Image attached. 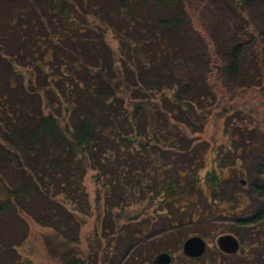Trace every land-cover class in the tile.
<instances>
[{"label":"trees","instance_id":"trees-1","mask_svg":"<svg viewBox=\"0 0 264 264\" xmlns=\"http://www.w3.org/2000/svg\"><path fill=\"white\" fill-rule=\"evenodd\" d=\"M242 2L227 0L235 18L229 39L213 34L195 39L191 11L198 9L190 0H0V228L5 236L13 223L23 226L26 236L31 218L52 229L43 245L62 264H100L102 247L85 261L72 243L83 224L78 216L90 214L83 184L90 168L95 201L102 202L101 226L93 232L106 253L132 250L129 264H144L155 251L171 253L182 240L205 239L220 226L227 229L222 237L234 235L243 249V259L234 264L247 258L242 236L247 229L259 240L263 258L264 207L257 218L209 230L214 213L237 214L248 200L233 208L216 199L227 179L213 169L203 178L205 192L198 187V164L208 150L200 135L220 102H229L227 110L218 111L232 119L229 143L244 145L235 149L242 148L245 157L235 154L231 166L256 158L245 139L253 123L233 125L238 115L232 94H264V26L248 20L242 29L236 10ZM108 31L118 41L116 50L106 41ZM23 62L27 72L17 89L14 77ZM54 66L56 73L47 75ZM33 77L37 83L41 78L39 86ZM203 203L211 204V211ZM116 217L123 222L114 225ZM175 219L186 228L168 237L166 222L174 225ZM190 223L198 224L196 231H189ZM150 235L165 238L146 252L141 248ZM23 240L0 239L4 264L21 263L16 247Z\"/></svg>","mask_w":264,"mask_h":264},{"label":"rangeland","instance_id":"rangeland-1","mask_svg":"<svg viewBox=\"0 0 264 264\" xmlns=\"http://www.w3.org/2000/svg\"><path fill=\"white\" fill-rule=\"evenodd\" d=\"M190 2L194 5L195 8L198 9L197 11L195 10V12L191 11V14L194 18L193 24L195 27L190 32V35L193 38H201L202 35H207L210 39L212 37V34L222 39L230 38L232 25L235 18L232 14H230V7L227 6V0H190ZM242 5L237 6L236 10H238L237 13H241L242 15V18L237 20L240 21L243 30L247 29L245 28V22H248V20H252L256 24L264 26V0H245ZM210 30H212L213 32H210ZM87 35L91 36L90 33H87ZM104 35L110 47L116 50L118 41L114 38L113 34L108 31ZM22 64L24 65H17L18 75H15L14 77V86H16L17 89L21 85L22 77H25L27 72L26 63L23 62ZM216 69L218 70L216 65L211 67V72H213L214 78L217 74ZM50 71L56 73L57 66H54L53 69L48 70L47 75H51ZM38 75H41V73L39 72ZM33 82L35 86H39L41 84V78L38 79L37 83L35 77H33ZM30 86L33 87V84H31ZM25 87L26 85H24V88ZM13 91L11 92V94L15 95ZM164 93L167 97H171L170 90H166ZM232 95H235L236 97L235 99L232 98L231 100H233L232 104L235 107V113H237L238 115L237 117H235L234 123L232 122L233 125H235V123H238L241 126H245L247 124L252 125L253 123L252 127H255L254 129H252V135H247L245 139L248 144H252L256 158L253 161L243 158L242 161H237L233 166H231L233 158L235 159V154L241 157H245V153L243 152L242 148H240L239 151L235 149V146L241 145H231V142L229 143V131L233 126L229 128L227 126L231 124L232 119H228V113H225L222 116L218 114V111H225L228 109L229 102H220V105L214 110L211 115H209L208 120L205 124L204 133L200 135V138L208 144V150L206 152L207 156L204 159L205 162L203 161L202 163L200 161L198 164L200 167V182L198 187L203 191L202 193L205 192L203 178L208 171L213 169L215 173H219V175L221 174L227 179L223 180L222 189L220 190L218 196H216V199L218 198L224 200V206L227 201L229 204H232L231 207L233 208L237 207L238 204L247 202V200L248 202L246 203V206L243 207V210L238 211L237 214L235 212H226L221 216L219 212L215 211L216 213H214L215 216H213V218L216 219V222L207 223L211 224V226H208L207 228L209 230L210 228L214 227V224L223 225L224 222L227 223L226 225H229L234 223L237 219L251 218L253 216H256L257 218L258 212L262 207H264V197L260 196L259 194L264 191V156L260 155V150L264 152V135H262L258 130L259 128H261L264 131V94L261 97L258 95L249 96L247 93L237 91ZM53 112L57 113L56 109L53 110ZM241 147H244V145H242ZM213 159L217 161H213ZM94 173L95 172L89 168L83 178V184L89 196L88 208L90 214L85 217H82L81 215L78 216V221H83V224L79 229V233L76 234L77 240L72 242L73 245H75L73 247L85 254H79L80 258L85 259V261L86 257L94 256L98 250L96 247L100 246L102 247H99L102 250V252H100L99 254V257H101L100 264H129L131 261L129 260L131 255H134V253L136 252L128 250L129 254L125 255L124 250L127 249H121V251H119L120 253L110 251L106 253L108 249H106L105 251L102 246L105 243H103L102 240H99L100 238L94 237L93 231L95 227L99 228L101 226L99 225L98 221L102 213V202L97 203V201H95L96 183L92 177ZM235 178L239 183H235ZM242 180H244L245 183L240 182ZM189 184L190 183H188V185ZM244 193L246 196L240 198V200H237L235 198V196H240ZM39 201L40 200L35 199L34 205H36V202L38 203ZM217 201L218 200H215L214 205L217 203ZM158 205V202H156L155 204L153 202L152 207L157 210L159 208ZM203 205H205L211 211V204L203 203ZM152 207H149L150 212L153 210ZM133 209L135 208L133 207ZM155 214L156 215H154V217L158 216L157 213ZM226 217L227 219H224V221L223 218ZM218 220L222 223H218ZM121 222H123L122 219H117L114 222V225L121 224ZM173 222L174 225H171V222H166L167 233L165 235H167L168 237L170 234L179 236L183 232V229L186 228V225L180 223V221H178L177 219H175V221ZM138 223H145L144 219H140ZM259 225L261 226L260 230L263 231L264 221L260 222ZM196 226H198V224L195 225L193 223H190L187 227L190 228L189 231H191L192 229L193 231H196ZM24 229L25 228L23 226H17L13 223V232L10 233L9 236L6 235V238V232L4 234V227L0 228V239L5 238L7 240L8 237L10 239H19L21 237H24V240L20 242L19 246L16 247V253L20 255L21 259L20 264H62L57 259V257L52 256L46 250L47 248L43 245V241H45L46 238L49 239L53 234L51 228L42 227L31 220V218H28V234L26 236H24ZM202 229H204V227H202ZM216 229L217 230L213 229L209 231L211 232L209 234L210 236L205 237L207 241L206 244L209 248L205 249L204 253L200 255L198 259H189L186 257V255H184V253L182 252V246L185 239L183 238L184 240H182V242L178 244V249L176 248L175 250H172L171 255L174 257L172 258V260H170L169 264H215V257H219V262L217 264H234L235 262H240L241 258L243 257V254L241 253L243 249H239L238 255L233 254L234 249L223 251L217 243V238L221 237L222 234H226L227 229L220 226H217ZM251 229H253L254 233L258 232L255 227H252ZM191 233L192 232H186L184 236L190 235ZM146 235L147 234H144L142 237H145ZM242 236L244 237L243 245L247 248L245 251V254H247V258L243 261L242 264H264V257L261 258L259 254V252L262 251L259 248V240L257 239L256 235H253L247 229V231H243ZM100 237L109 240L108 236L105 237L104 235H100ZM163 238L165 237L161 235H150L148 238V242H145L141 249H144L146 252H150L152 251V248L154 246L153 241H161ZM135 250L140 251V245L137 246V248L135 247ZM160 251H162V249ZM219 251H223L225 254L231 255H224L223 257H220L221 253ZM156 252L157 251H155V253L152 255L150 253L151 256H148L149 259L144 264H150L153 257L157 254ZM4 262L5 254L0 252V264H4ZM133 264H139V261H135V263Z\"/></svg>","mask_w":264,"mask_h":264},{"label":"water","instance_id":"water-1","mask_svg":"<svg viewBox=\"0 0 264 264\" xmlns=\"http://www.w3.org/2000/svg\"><path fill=\"white\" fill-rule=\"evenodd\" d=\"M226 237H219L217 239L218 245L221 247V243L223 239ZM205 248V243L201 238L198 237H190L186 239L183 243L182 250L187 255L199 256L202 254ZM157 264H167L170 260L168 254H161L157 257Z\"/></svg>","mask_w":264,"mask_h":264},{"label":"flooded vegetation","instance_id":"flooded-vegetation-1","mask_svg":"<svg viewBox=\"0 0 264 264\" xmlns=\"http://www.w3.org/2000/svg\"><path fill=\"white\" fill-rule=\"evenodd\" d=\"M241 182H243V183H245V181L244 180H242ZM246 195H245V193L243 194V197H245ZM233 236V237H228V236H224V237H226V238H224L223 239V241H222V243H221V249L223 250V251H227V250H229V249H234V252H233V254H238L237 253V251H239V248H240V246H239V243H238V240L236 239V238H234V235H232V234H229V236ZM196 237L198 236V235H195ZM202 239V238H201ZM218 239V238H217ZM203 241H204V243H205V248H204V251H205V249H207V248H209L208 246H207V241H206V239H202ZM229 240H231V242L229 241ZM230 242V243H229ZM184 243V242H183ZM218 243V242H217ZM204 251L202 252V254L204 253ZM223 251H219L220 253H221V256L220 257H223L224 255H226V256H228V255H231V254H225ZM182 252H183V250H182ZM168 254L169 255V257H170V260H172V258L174 257V256H172L171 255V253H166V252H161V253H157L154 257H153V259H152V261H151V263L150 264H157V262H156V260H158L157 259V257L159 256V255H161V254ZM184 253V252H183ZM218 253V252H217ZM201 254V255H202ZM184 255H186V257L187 258H189V259H193V260H195V259H198L199 258V256H193V255H187V254H185L184 253ZM215 262L216 263H218L219 262V257L217 258V257H215ZM170 260H169V262L167 263V264H169L170 263ZM214 262V263H215ZM215 263V264H216Z\"/></svg>","mask_w":264,"mask_h":264}]
</instances>
